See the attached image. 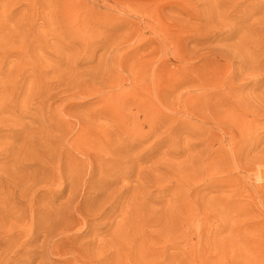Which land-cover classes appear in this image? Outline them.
<instances>
[{"label": "rangeland", "instance_id": "1", "mask_svg": "<svg viewBox=\"0 0 264 264\" xmlns=\"http://www.w3.org/2000/svg\"><path fill=\"white\" fill-rule=\"evenodd\" d=\"M262 165L264 0H0V264H264Z\"/></svg>", "mask_w": 264, "mask_h": 264}, {"label": "bare ground", "instance_id": "2", "mask_svg": "<svg viewBox=\"0 0 264 264\" xmlns=\"http://www.w3.org/2000/svg\"><path fill=\"white\" fill-rule=\"evenodd\" d=\"M192 124V123H191ZM210 149V148H209ZM213 149H214V147H213ZM216 149V148H215ZM209 152H210V150H209ZM207 154V153H206ZM211 154V153H210ZM210 156V155H209ZM208 156V157H209ZM212 156V155H211ZM207 157V158H208ZM206 158V159H207ZM263 175H264V165H262V166H259L258 167V169H257V171L255 172V178H256V181L257 182H264V177H263Z\"/></svg>", "mask_w": 264, "mask_h": 264}, {"label": "water", "instance_id": "3", "mask_svg": "<svg viewBox=\"0 0 264 264\" xmlns=\"http://www.w3.org/2000/svg\"><path fill=\"white\" fill-rule=\"evenodd\" d=\"M263 177H264V175H263Z\"/></svg>", "mask_w": 264, "mask_h": 264}]
</instances>
